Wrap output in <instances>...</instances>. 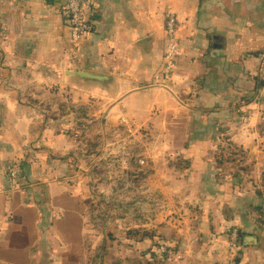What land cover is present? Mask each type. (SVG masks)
I'll return each instance as SVG.
<instances>
[{
  "label": "crops",
  "instance_id": "crops-1",
  "mask_svg": "<svg viewBox=\"0 0 264 264\" xmlns=\"http://www.w3.org/2000/svg\"><path fill=\"white\" fill-rule=\"evenodd\" d=\"M61 2L0 0V264L70 261L69 220L79 200L67 183L57 184L56 167L78 159L76 114L90 107L94 116L110 110L109 118L152 122L168 135L154 161L159 190L178 198L173 218L182 219L158 232L161 242L180 243L183 259L173 264H264V166L253 160L262 174L251 188L231 176L238 162L224 167L216 153L218 130L247 150L263 134L264 0H101L78 43ZM167 12L180 40L170 75ZM169 150L182 154L177 173L167 168ZM233 228L258 239L242 242L235 257ZM76 233L84 244L85 228Z\"/></svg>",
  "mask_w": 264,
  "mask_h": 264
},
{
  "label": "rangeland",
  "instance_id": "rangeland-1",
  "mask_svg": "<svg viewBox=\"0 0 264 264\" xmlns=\"http://www.w3.org/2000/svg\"><path fill=\"white\" fill-rule=\"evenodd\" d=\"M92 112V107L77 110L80 121L78 132L74 133V153L78 159L56 167L61 180L57 184L67 183L79 200V206L74 203L75 211L69 220L75 236L66 264H82L86 255L88 264H173L174 260L183 259L180 243L161 242L162 235L158 233L163 224L169 222L175 230L177 220H182L173 218L178 198H165L158 187L160 182L155 180L160 166L156 165L154 155L161 151L156 146L166 145L169 140L164 136L168 135L162 136L152 122L136 126L128 116L109 118L110 110L100 117ZM231 138L223 129L216 133L219 162L224 167L238 162L231 176L258 188L257 176L264 166V130L256 137L258 143L252 150L233 148ZM178 150L166 152V159L171 157L173 162V166L167 163V168L176 173L182 158ZM253 160L261 170L254 168ZM69 174L73 179L67 177ZM260 183H264L263 179ZM78 226H83L87 233L84 244L80 243L81 234L76 233Z\"/></svg>",
  "mask_w": 264,
  "mask_h": 264
},
{
  "label": "built area",
  "instance_id": "built-area-1",
  "mask_svg": "<svg viewBox=\"0 0 264 264\" xmlns=\"http://www.w3.org/2000/svg\"><path fill=\"white\" fill-rule=\"evenodd\" d=\"M101 0H62L61 7L66 18V23L71 30L72 40L78 43L91 29V21L95 16L96 8ZM178 21L175 14L167 12L165 14V32L168 38L166 63L164 72L166 75L173 73L175 61L179 48V38L177 35ZM258 74L264 82V54L258 56ZM262 229L264 232V217ZM228 245L231 256L235 257L242 247V235L238 228H233L228 235ZM237 251V252H236Z\"/></svg>",
  "mask_w": 264,
  "mask_h": 264
},
{
  "label": "water",
  "instance_id": "water-1",
  "mask_svg": "<svg viewBox=\"0 0 264 264\" xmlns=\"http://www.w3.org/2000/svg\"><path fill=\"white\" fill-rule=\"evenodd\" d=\"M78 76L85 77V78H91V79H96V80H101L100 77L93 76V75H88L85 73H78ZM242 242L245 246H250V245H256L257 244V237L255 236H244L242 238Z\"/></svg>",
  "mask_w": 264,
  "mask_h": 264
},
{
  "label": "trees",
  "instance_id": "trees-1",
  "mask_svg": "<svg viewBox=\"0 0 264 264\" xmlns=\"http://www.w3.org/2000/svg\"><path fill=\"white\" fill-rule=\"evenodd\" d=\"M261 222H262L261 224L263 225V219H262V221H261ZM239 231H240V230H239ZM240 233H241V232H240Z\"/></svg>",
  "mask_w": 264,
  "mask_h": 264
}]
</instances>
